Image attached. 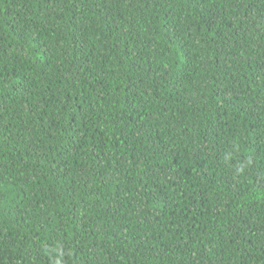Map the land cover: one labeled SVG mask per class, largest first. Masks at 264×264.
<instances>
[{
    "label": "trees",
    "instance_id": "obj_1",
    "mask_svg": "<svg viewBox=\"0 0 264 264\" xmlns=\"http://www.w3.org/2000/svg\"><path fill=\"white\" fill-rule=\"evenodd\" d=\"M0 264H264V0H0Z\"/></svg>",
    "mask_w": 264,
    "mask_h": 264
}]
</instances>
